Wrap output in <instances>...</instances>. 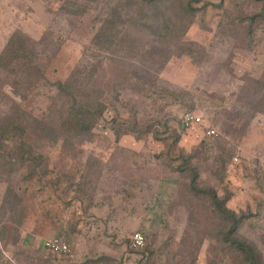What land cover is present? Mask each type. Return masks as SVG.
Listing matches in <instances>:
<instances>
[{
	"label": "rangeland",
	"instance_id": "374dc122",
	"mask_svg": "<svg viewBox=\"0 0 264 264\" xmlns=\"http://www.w3.org/2000/svg\"><path fill=\"white\" fill-rule=\"evenodd\" d=\"M222 3L192 14L181 0L164 2L154 23L123 0H0V52L22 32L36 69H20L16 88L0 80V123L23 126L37 157L22 161L20 141L0 143V264L103 255L114 264H237L212 236L216 216L187 188L189 172L171 170L184 161L198 169L199 187L229 192L230 209L253 214L239 233L264 257V20L249 38L240 19L262 5ZM114 5L120 18L106 39ZM57 82L95 89L105 103L92 135L55 132ZM189 111L202 123L185 128ZM135 232L141 249L132 248ZM55 237L70 252L48 251Z\"/></svg>",
	"mask_w": 264,
	"mask_h": 264
},
{
	"label": "trees",
	"instance_id": "16d2710c",
	"mask_svg": "<svg viewBox=\"0 0 264 264\" xmlns=\"http://www.w3.org/2000/svg\"><path fill=\"white\" fill-rule=\"evenodd\" d=\"M168 1L171 0H123V9L130 11L136 8L139 13L137 16L138 21L146 18L157 23L160 21L163 12L161 5ZM257 1L262 5L260 11L240 18L246 23L245 28L249 38L255 35L253 27L258 19L261 18L264 20V0ZM222 2L223 0L220 3L203 0H181V6L186 13L195 14L202 10L204 14L206 9L211 6L220 8L223 4ZM113 7L110 16L104 22L105 29L103 28L101 31V36L104 35L103 37H106V39L110 37V33L117 30L115 23L120 18V8L116 5ZM124 22L125 18L123 16ZM149 28L153 34L156 36L159 35L160 31L154 26H149ZM33 56L34 49L31 45L30 38L19 31L12 33L0 52V80L16 88L18 84L16 82L14 83V81L18 80V78H23L22 74L25 73H20V69L36 70L31 66ZM56 85L59 96L58 100L50 106L51 114L49 115L56 118V122H53V125L57 127L55 132L70 136L92 135L98 120L106 110L105 103L94 95L96 90L92 89L88 91L82 90V88L77 89L70 82H57ZM121 127H123V124L118 128L113 126V129L118 132V135L127 131L122 132ZM25 135L26 130L19 124H13L12 122L8 124L0 123V143L16 140L20 141L19 149L23 148L22 146L27 147L26 151L20 155L22 161L25 160L26 155L28 158H37L34 156V149L26 142ZM178 141L179 136L174 140V145ZM170 168L172 171L181 172L182 174L189 172L190 179L187 188L196 197L205 199L210 206L212 214L216 216V220L212 221V236L218 240L222 251L229 253L237 264H264V257L257 245L239 233L241 224L245 220L253 217V214L244 211L237 213L230 209L227 205L230 199L229 192L220 196L214 188L199 187L198 169L193 164H189L188 161H184L180 166L172 165ZM72 186L76 191L82 193L81 191L84 185L81 182L72 183ZM78 192L77 196H79ZM114 262L116 263L112 257L103 255L96 258V260L90 261V264H114Z\"/></svg>",
	"mask_w": 264,
	"mask_h": 264
},
{
	"label": "built area",
	"instance_id": "2783aa9c",
	"mask_svg": "<svg viewBox=\"0 0 264 264\" xmlns=\"http://www.w3.org/2000/svg\"><path fill=\"white\" fill-rule=\"evenodd\" d=\"M202 117L193 111L186 112L182 118V124L185 128H189L195 124L202 123ZM211 136L216 135V130L211 129L209 131ZM145 245V238L142 233L135 232L132 236V247L134 249H141ZM45 248L54 253V254H62L70 252V246L68 242L60 237H55L51 240H47L45 243Z\"/></svg>",
	"mask_w": 264,
	"mask_h": 264
},
{
	"label": "crops",
	"instance_id": "0c3cea01",
	"mask_svg": "<svg viewBox=\"0 0 264 264\" xmlns=\"http://www.w3.org/2000/svg\"><path fill=\"white\" fill-rule=\"evenodd\" d=\"M62 239H64L63 237H61Z\"/></svg>",
	"mask_w": 264,
	"mask_h": 264
}]
</instances>
